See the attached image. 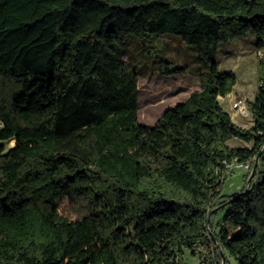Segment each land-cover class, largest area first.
<instances>
[{
  "label": "trees",
  "instance_id": "obj_1",
  "mask_svg": "<svg viewBox=\"0 0 264 264\" xmlns=\"http://www.w3.org/2000/svg\"><path fill=\"white\" fill-rule=\"evenodd\" d=\"M250 33L264 50V0H0V264H181L186 248L264 264V56L248 128L220 100L237 75L216 57ZM130 34L164 75L189 66L158 36L202 63L201 89L154 125L139 121L142 65L114 46ZM261 150L250 186L251 172L225 193L226 164Z\"/></svg>",
  "mask_w": 264,
  "mask_h": 264
},
{
  "label": "rangeland",
  "instance_id": "obj_2",
  "mask_svg": "<svg viewBox=\"0 0 264 264\" xmlns=\"http://www.w3.org/2000/svg\"><path fill=\"white\" fill-rule=\"evenodd\" d=\"M156 42L159 45L160 54L173 61L175 65L187 64L189 72L162 74L158 70V64H152L156 55L144 56L141 44L131 34L124 36L121 42L114 45L119 54L123 52L130 67L139 68L142 65L138 85L139 121L147 125H154L167 108L184 101L192 92L201 89L197 69L202 63L198 59L196 47L172 35L158 36ZM256 42V36L252 33L221 42L216 56L220 69L233 70L237 75L234 92L220 97V100L224 108L232 115L233 120L246 128L253 125V117L251 112L244 113L243 108L248 107V100L255 98L259 86L257 70L258 60L262 55L257 50ZM239 101H241L240 106H234ZM228 143L236 147H250L254 141L232 137ZM5 144L9 149L15 145V141H7ZM244 184V172L237 168L225 176L224 191L227 194L239 192ZM227 258L226 264H238L234 257L227 255ZM179 260L181 264H202L200 255H194L188 248L179 256Z\"/></svg>",
  "mask_w": 264,
  "mask_h": 264
},
{
  "label": "built area",
  "instance_id": "obj_3",
  "mask_svg": "<svg viewBox=\"0 0 264 264\" xmlns=\"http://www.w3.org/2000/svg\"><path fill=\"white\" fill-rule=\"evenodd\" d=\"M262 57L264 56V50H259L258 51ZM241 101L236 102L234 106H240ZM246 108H243V111H245ZM264 149V146H263ZM252 162L253 160H248V161H240L238 158L234 159L230 163L226 164V170H225V176L233 172L235 169L239 168L241 169L245 174H249L252 170Z\"/></svg>",
  "mask_w": 264,
  "mask_h": 264
},
{
  "label": "water",
  "instance_id": "obj_4",
  "mask_svg": "<svg viewBox=\"0 0 264 264\" xmlns=\"http://www.w3.org/2000/svg\"><path fill=\"white\" fill-rule=\"evenodd\" d=\"M262 152H263V150H261V151L259 152V154H258V156H257V158H256V162H255V164H254V166H253V168H252V170H251V173H250V175H249V177H248L247 187L250 186V183H251L253 177L255 176V174H256V172H257V170H258V166H259V163H260V157H261V155H262ZM222 263H223V264H226V255H225L224 253H223V260H222Z\"/></svg>",
  "mask_w": 264,
  "mask_h": 264
},
{
  "label": "crops",
  "instance_id": "obj_5",
  "mask_svg": "<svg viewBox=\"0 0 264 264\" xmlns=\"http://www.w3.org/2000/svg\"><path fill=\"white\" fill-rule=\"evenodd\" d=\"M233 92H234V91H233ZM233 92H232V93H233ZM245 111H246L247 113H248V112H251L250 109H248V107H246V110H245ZM245 111H243V112L245 113ZM251 113H252V112H251ZM232 118H233V117H232ZM240 126H241V125H240ZM245 176H246V175H245V173H244V180H245Z\"/></svg>",
  "mask_w": 264,
  "mask_h": 264
}]
</instances>
